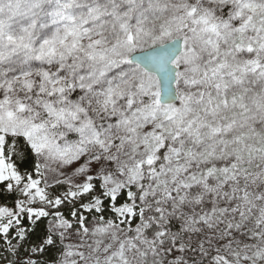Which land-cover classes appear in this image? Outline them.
I'll return each instance as SVG.
<instances>
[{"label":"snow or ice","instance_id":"snow-or-ice-1","mask_svg":"<svg viewBox=\"0 0 264 264\" xmlns=\"http://www.w3.org/2000/svg\"><path fill=\"white\" fill-rule=\"evenodd\" d=\"M0 264H264V0H0Z\"/></svg>","mask_w":264,"mask_h":264}]
</instances>
